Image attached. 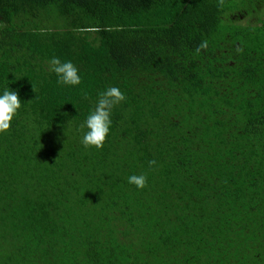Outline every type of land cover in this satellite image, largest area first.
<instances>
[{
  "label": "trees",
  "instance_id": "16d2710c",
  "mask_svg": "<svg viewBox=\"0 0 264 264\" xmlns=\"http://www.w3.org/2000/svg\"><path fill=\"white\" fill-rule=\"evenodd\" d=\"M6 86L0 264H264V0H0Z\"/></svg>",
  "mask_w": 264,
  "mask_h": 264
},
{
  "label": "clouds",
  "instance_id": "9594fccd",
  "mask_svg": "<svg viewBox=\"0 0 264 264\" xmlns=\"http://www.w3.org/2000/svg\"><path fill=\"white\" fill-rule=\"evenodd\" d=\"M206 43L201 44V47H205ZM49 63L52 66L51 71L57 76L58 84L76 86L81 83L79 70L71 61L53 56ZM123 100H125L123 92L116 87L108 88L99 94L94 110L89 112L83 123V128L86 131L82 136L81 142L85 147L99 149L103 146L112 124V109ZM21 101L18 90H10L6 86L0 91V132L9 129L11 121L21 108ZM155 163L156 161L154 160L149 162L150 165ZM146 181L147 176L145 174H134L128 177V183L135 185L138 189L144 188Z\"/></svg>",
  "mask_w": 264,
  "mask_h": 264
}]
</instances>
